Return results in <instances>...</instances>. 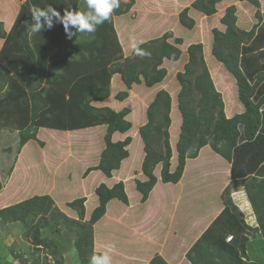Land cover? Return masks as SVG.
Instances as JSON below:
<instances>
[{"label":"rangeland","instance_id":"1","mask_svg":"<svg viewBox=\"0 0 264 264\" xmlns=\"http://www.w3.org/2000/svg\"><path fill=\"white\" fill-rule=\"evenodd\" d=\"M129 1L119 0V6L113 10L109 17L112 18L113 16V23L119 27V30L114 33V37L110 35V38L114 40L113 46L109 40H105L101 46L96 38V34L102 33L101 28L103 24L98 25L93 33L76 32V26L69 24V30L75 32V35L69 37L64 29L63 20L58 19L57 16L51 13H49L52 21V27L50 29L45 24V27L39 33L29 31L28 43L33 49L37 45H40L42 42L40 39H44L46 35H52L53 37V39L49 40L47 38L45 40L46 43L43 45L45 55L42 62H36V78L32 81L33 88H30L26 84V81L23 80V76L20 73V68L29 60V54L25 50V47L17 45L18 41L12 36V26L21 21H25L28 24L34 23L30 11L32 7H39L40 9L54 7L53 9L59 12L61 18L64 17L66 10L73 12L92 10L87 8L86 0H63L61 10H59L58 6L43 4L38 2V0H30L31 5H28L27 8L23 5L26 0H5L13 10L5 12L0 1V22L3 31L6 33L4 37L0 36V65L4 66L5 69H9V74L5 82L7 87H3V89L6 88L9 95L12 96V102L7 104L4 110L2 109L4 107L3 103L7 102L1 100L2 103L0 104V129L4 130L3 133L0 131V181L7 183L5 189L8 191L3 201L0 195V203H2L0 206L8 204L12 200L25 197L26 195L28 196L34 193L43 194V188L47 189L49 186L47 181L49 179L52 180L53 175L58 173L60 178L63 177V183L66 182L65 180H70V182L65 183V188L68 190L63 191V198L59 200L54 198L53 205L57 208L56 212L77 219L79 218V211L74 206H70L69 203L82 195H87V197L92 195L91 200H95V187L99 183L104 182L107 185H112L115 181L122 180L128 202L124 203L118 199H111L107 202L104 214L92 225L94 235L93 249L102 253V258L107 254L110 257V264H143V262L147 261V256L150 254L149 252L152 247L150 243H152L155 246L153 247V254H160L170 264H180L179 260H184V264H189L187 262L189 260L185 255H178L176 248L181 245L182 240H184L183 237L190 236L192 238V233L189 229L198 223V217L201 215L202 210L203 218L206 220H208L206 216L214 212L219 213L222 210L223 203L219 194L224 187L221 184L225 180L222 173L226 165L220 155L211 150L209 145L201 147L195 159H186L183 175L176 184L163 183L160 180L162 166L161 164H157L153 169L157 181L146 200L142 202L140 200L141 193L135 189L133 181L136 177L142 180L146 178L139 168L142 142L137 127H133L125 132L118 131L112 134V141L121 140L128 135L131 137L132 142L128 146L130 156L124 159L123 167L114 170L109 178L101 169L87 170L92 165H100V160L98 162L99 151L105 146L103 137L108 120L102 119L101 117L96 118L92 124H99L88 127L87 132H83L88 133L87 135L84 134V136H87L86 139L93 144V150H87L88 152H86L85 156H82L83 150L81 148L86 143L84 144L80 140L81 138L78 139L79 136H77L78 132L76 130L61 131L54 129V127H48L47 123L57 120L59 108L54 107V105L58 103L57 100L62 95V91L64 94L68 89V93L66 92L65 94L66 97H70L69 92L73 90L74 83V81L72 82L70 80L73 77L72 71L74 73L78 69H90V67L93 68L102 61L106 63L107 70L114 68L118 63L123 62L124 57L133 56L137 52L136 48L138 45L142 43L148 44L149 40L157 39L167 31L171 34L167 38V41L180 51L176 60L163 59L160 65L171 70V72L167 71L164 78V88L170 93L171 101L174 104L177 103L180 84L176 74L184 71V65L188 60V53L185 50L186 47L190 43L201 42L202 58L214 85L217 87L216 89L221 94L220 98L224 106V112L228 115L229 108L230 111L240 109V104L236 101V96L234 97V93L232 92V88L233 90L235 89L233 77L211 52L214 36L213 31L214 29L224 30L225 26L221 22V18L224 16L225 9L229 5L235 6L236 24L241 28L249 29L256 22V10L260 14H264V0H259L260 4L257 8L245 1L237 3V0H221L214 5L215 11L211 15H206L194 8L192 9L191 2L193 0H149L148 4L143 5L145 7L133 6L127 10L124 6ZM185 4H189L187 5L189 7L187 15L194 21L192 28L181 24L179 20V13ZM121 8L124 9V13L121 12L119 15H116L117 12L115 10H120ZM93 14L95 15L94 11ZM126 15H129L134 21L132 25L134 30H131L132 32L122 29L118 23L124 17L128 19ZM40 19L41 22L45 21L44 17ZM260 27H263V25H260ZM7 34L8 38L6 37ZM179 38L181 39L180 43L175 42V39ZM107 39H109V36ZM160 40L157 39L154 45H157ZM103 53L105 54L102 55ZM262 55L260 54L258 56L262 57ZM101 67H105V65L97 66L95 70L91 69L92 76H101ZM68 71H71V73ZM200 72L201 64H198L195 69V74ZM3 74L0 70V77ZM93 80L99 79L93 77ZM80 81H84V78H79ZM89 82L91 83L92 81L89 80ZM140 86L132 85L128 90L126 100L119 102L118 99L114 98L115 94L119 90H124L125 86L120 78V74L117 72L112 73L109 85L98 83L95 86V90H107L110 92V95L104 100L99 101L98 105H109L115 111L120 110L123 107L122 105L128 106L132 111L131 114L129 113L130 118L129 114L126 118L130 120H132L133 113L139 114L140 110L137 106L141 107L142 105L143 109L140 114H143L140 117L142 123H144L145 103L149 102L152 97L144 89L145 86L143 84ZM34 90L38 91L40 96L47 100L46 104H42V101L38 99L35 100L36 106H44V108L35 111V118L33 120L35 125H39L38 139L36 141H30L26 145L22 151L21 158V162L23 161L24 163L21 165V169H19L17 175L15 174V178L9 180V178L6 179V174L9 169L8 165L15 158V153H17L18 149V134L16 130L14 131L11 128L12 126L14 128L20 126L26 127L27 124L31 123L34 102L30 97V91ZM22 97H25L26 100H23ZM70 101L66 102V104L64 103L63 113H61L65 120L68 118L66 115H73L75 109V107H68ZM7 109H9V112H5L8 111ZM32 128L30 126V131ZM83 133L79 135L84 137L82 135ZM177 134L178 130L175 129L171 132L170 139H176ZM40 143L47 145L42 147ZM57 148L60 151H56ZM60 160H63L66 167L63 168V163ZM58 163L60 167L53 169V165L55 164L57 167ZM175 164L176 159L174 156L170 160L171 171ZM128 165L129 168H135L136 170L130 169L128 175H126L123 168ZM122 173L124 174L121 175ZM20 177L23 179L24 184L22 187L24 188L16 192V185L14 183L17 180L21 181ZM59 177L57 175L55 176V183L57 186L62 187L63 183H60L62 180H59ZM117 177L118 179H116ZM37 187L41 188L40 192L37 191ZM9 196H12L13 199L7 198ZM230 196L236 204L237 209L241 212L239 219L243 218L248 225L255 224L253 212H251L252 208L247 200L243 187L239 184V179L230 185ZM177 198L180 206L179 208L176 206V209L173 211V206ZM87 201L93 204V201L89 199ZM249 214L251 220H249ZM37 217L26 222L19 220L5 223L0 222V264H34L35 261H38V264H78L75 262L76 256L72 248L74 235L72 233L67 234V229L63 224L57 226L58 231L55 230L57 227L54 224L50 227H43L40 230V236L48 244L53 243V245L61 248L62 252H65L62 262L59 258L55 259L49 253L52 245L49 248L42 246L37 249L33 246L31 243V235ZM209 217H213V215ZM87 219L88 216H85L84 219L79 221L82 223L86 222ZM185 226L188 227V233L183 236V232L179 233L177 230L182 231L181 229L184 230ZM247 234L248 238L254 236L252 230L248 231ZM67 236L71 238L69 243L67 241V244H71V249L63 244ZM158 239L162 242L157 243ZM166 242L171 243L169 250L173 253L176 251L174 255L177 257H173V255L162 251ZM131 251L132 253H130ZM250 255L252 256L251 250Z\"/></svg>","mask_w":264,"mask_h":264},{"label":"trees","instance_id":"2","mask_svg":"<svg viewBox=\"0 0 264 264\" xmlns=\"http://www.w3.org/2000/svg\"><path fill=\"white\" fill-rule=\"evenodd\" d=\"M0 1L5 12L12 10L5 0L4 2L2 0ZM219 1L221 0H193L191 7L206 15H211L215 11L214 5ZM241 1H246L256 8L260 4L259 0ZM38 2L58 6L59 10L63 6V0H38ZM148 3L149 0H130L128 3H125L126 5L124 7L128 10L133 6L142 7ZM23 5L27 8L28 5H31L30 0H26ZM187 10L188 7H184L180 11L179 20L181 24L192 28L194 21L187 15ZM115 12H117L116 15H119L121 12L124 13V9L121 8L120 10H115ZM126 17L128 19L125 17L122 20L119 19L120 21L118 23L122 29H124V23L125 27L133 25L134 21L131 17L129 15H126ZM255 17L256 22L249 29L241 28L236 24L235 6L229 5L226 7L224 16L221 18V22L225 26L224 30L214 29L213 31L214 36L211 52L233 77L235 89L233 90L232 88V92L234 93L232 95L234 97L236 96V101L241 107L240 109L230 111L229 108L228 115L224 112V106L220 98L221 94L216 89L217 87L214 85L202 58L201 42L190 43L186 47L188 60L184 65V71L176 74L180 84L177 103L174 104L171 101L170 93L164 88V78L167 71L171 72V70L160 65L163 59L176 60L180 51L167 41V38L171 36L170 32L167 31L157 38L161 39L157 45H154L157 39L149 40L148 44L142 43L138 45L136 48L137 52L133 56L124 57L123 62L118 63L114 68L107 70L106 63L102 61L96 66L93 65L95 66L93 68L78 69L74 73L72 71L73 77L70 80L72 82L74 81V83L73 90L69 92L70 97H66L65 94L66 92L68 93V89L64 94L62 91V95L57 100L58 103L54 105V107L59 108L57 120L47 123L48 127H54V129L61 131L76 130L78 132L77 136H79L78 139L81 138L80 140L84 144L86 143L81 148L83 150L82 156H85L86 152H88L87 150H93V144L86 139L87 136H84V134L87 135L88 133L83 132H87L88 127L99 124H92L96 118L101 117L102 119L108 120L103 137L105 146L99 151L98 162L100 160V165H92L87 170L101 169L109 178L114 170L123 167L124 159L130 156L128 146L132 142L131 137L128 135L121 140L112 141V134L118 131L125 132L133 127H137L142 142L139 168L146 178L142 180L136 177L133 181L135 189L141 193L140 200L142 202L146 200L157 181V177L153 173V169L157 164H161L162 166L160 180L163 183L176 184L183 175L186 159L196 157L198 150L205 145H209L211 150L227 162H234L243 156L245 157L247 151L244 149L249 146V143L246 145L245 143L254 140L257 136L256 134L261 126L262 115L264 113V63L258 57V55L264 54L262 53L264 50L261 52L257 51V44L261 40H264L262 31L259 30L261 28L259 21L262 18V14L256 10ZM113 18L112 16V18L103 22V27L101 28L102 33L96 34V38L101 46L105 40H109L113 46L114 40L110 37H114V33L119 30L117 24L113 23ZM25 24L28 23L25 21L18 22L12 26L11 30L13 33L12 36L18 41L17 45L25 47V50L28 51L29 60L20 68V73L23 76V80L26 81V84L30 88H33L32 81L36 78V62H42L45 55L43 47L46 43L45 40L47 38L49 40L53 39V37L52 35H46L44 39H40L42 40L40 45H37L33 49L28 43L29 31L26 29ZM2 28L0 22V36L4 37L6 33ZM108 36L109 39H107ZM6 37L8 38V34ZM180 41V38L175 39L177 43H180ZM143 51L150 55H143ZM253 51L258 52L257 55ZM198 64H201V72L195 74V69ZM104 65L105 67H101V76H92L91 69L95 70L97 66ZM256 68L258 70L253 73V69L255 70ZM0 70L4 73L0 77V95H2L0 97V104L2 103L1 100L7 102L3 103L4 107L2 109L4 110L5 106L12 102V96L9 95L6 88L3 89V87H7L5 82L9 74V69H5L4 66L0 65ZM68 72L71 73V71ZM115 72L120 74V78L125 86L124 90H119L115 94L114 98L118 99L119 102L126 100L128 90L132 85L141 87L140 85L143 84L147 93L151 94L152 99L145 103L144 123H142L140 117L143 114H140L143 109L141 104V107L137 106L140 110L139 114L133 113L132 120L126 118L132 111L128 106L121 104L123 107L115 111L109 105H98V102L107 98L110 92L107 90H95V86L98 83L109 85L111 74ZM81 77L84 78V81L79 82V78ZM93 77L99 80L94 81ZM89 80L92 82L88 83ZM30 97L34 102L32 106L33 117L30 123L32 125L27 124L26 127L20 126L15 128L12 126L11 128L18 132L19 144L17 151L19 156L15 163L17 173L24 163L23 161L21 162L22 151L30 141H36L38 139L39 125H35L33 120L35 118V111L44 108V106H36L35 100L42 101V104L47 103V100L41 97L38 91H30ZM22 99L26 100L25 97H22ZM68 101H70L68 107H75V109L73 115H66L68 118L65 120L61 113H63L64 103L66 104ZM7 110L5 112H9V109ZM139 121L140 123H138ZM13 123L16 125L15 122ZM30 126L33 127L31 131ZM175 129L178 130L177 138L170 139V134ZM80 133H83L82 135L84 137L80 136ZM46 145L40 143L42 147ZM74 149L76 150L75 147ZM56 151H60V149L57 148ZM174 156L176 164L171 171L170 160ZM60 161L63 163V160ZM59 167V163L57 167L55 164L53 165V169ZM64 167H66L65 163H63ZM123 169L126 175H128L130 169L136 170L135 168H129V165L124 166ZM56 175L58 177L60 176L57 173L53 175L52 180L49 179L47 181L49 186L47 189L43 188V194L34 193L28 196L26 195L25 197L10 201L6 206L0 207V222H14L17 220L26 222L38 216L31 235V243L36 249L42 246L49 248L52 245L49 253L55 259L59 258L61 262L63 261V254L65 252H62V249L53 245V243L48 244L40 236V230L43 227H50L53 224L56 227L59 224H63L67 229L66 233H72L74 235L72 248L76 256L75 262L78 264H91L93 256H96L101 259V264H103L102 253L93 249L94 235L92 225L104 214L106 204L111 199H118L124 203L128 202L123 181H115L112 185L101 182L95 187V200H91L92 195L88 197L87 195H82L69 203L70 206H74L79 211V218L76 219L56 212L57 208L53 205L54 198L56 200L63 198V191L68 190L65 188V183L70 182V180H65L66 182L63 183V177H59V180H62L60 183H63V186L59 187L55 183ZM21 181L23 183L22 178ZM235 181L232 178L224 186L220 193L223 203L222 210L214 216L200 235L193 239L190 236H180L184 240H182L181 245L176 250L178 255H180L185 249L184 255L190 264H258L256 261L251 260L247 254L250 239L248 238L247 232L251 230V226L243 218L239 219L241 212L237 209L236 204L230 196V185L234 184ZM239 184L243 187L247 200L255 215L257 226L254 229L255 231H259L260 236L264 239V177L248 175L239 179ZM40 189L37 187L38 192H40ZM88 199L93 201V204L89 203L87 201ZM85 216H88L87 221L81 223L79 220L84 219ZM55 230L58 231V227ZM175 234L177 235L176 231ZM228 236L229 238L227 239ZM70 240L71 238L67 236L63 243L69 249H71V244H67V241L69 243ZM159 242L162 241L158 239L157 243ZM170 245L171 243L166 242L162 251L173 255V257H177L174 255L176 251L173 253L169 250ZM150 246H152L149 252L150 254L147 256V261L143 262V264H170L160 254H153L154 244L150 243ZM178 259L180 258L178 257ZM34 264H38V261H35Z\"/></svg>","mask_w":264,"mask_h":264},{"label":"crops","instance_id":"3","mask_svg":"<svg viewBox=\"0 0 264 264\" xmlns=\"http://www.w3.org/2000/svg\"><path fill=\"white\" fill-rule=\"evenodd\" d=\"M240 2H241V0L237 1V3H240ZM187 5H189V4H185L183 6V8L186 7ZM255 19H256V17H255ZM133 24H134V22H133ZM259 25H263V27H261L262 29L260 28L259 30L262 31L263 38H264V14H262V18L260 20ZM131 26L128 25L127 27H125V23H124V30H126L128 32H130L131 30H134L133 28H131ZM257 47H258L257 51H259V52L263 51L264 50V40H261L259 42V44H257ZM253 53L256 54L258 52L253 51ZM258 57H259V59H261V62L264 63V54L262 55V57H260V56H258ZM257 70H258V68H256L255 70L253 69V73H255ZM0 131H2L1 133H3L4 130L0 129ZM16 132H17V130H16ZM17 134H18V132H17ZM256 135L257 136L255 137L254 140L245 143V145L249 143V146L244 149L247 151L245 153L246 154L245 157L243 156L239 160H236L234 162L233 161L227 162L224 159H222L226 165L225 168L223 169L224 170L223 173L221 172L225 178L223 184H221L222 187L226 186V184L229 183L232 178L234 180H238V179L246 177L248 175H253V176H257V177H264V113L262 115L261 126H260ZM2 136H4V135L2 134ZM18 144H19V142H18ZM15 154H16L15 158L8 165L9 169L7 172L9 173V175H8V173L6 174V176H7L6 179L9 178V180H13L15 178V174L17 175L15 163H16L17 157L19 156L18 151ZM194 159H195V157H194ZM11 167H12V169H11ZM233 176H235V177H233ZM16 179H17V177H16ZM6 184H7L6 182L4 183V181L3 182L0 181V195L2 197V201H3V198H5V196H7V193H8V191L5 189ZM14 184L16 185V189H15L16 192H18L19 189L24 188V187H22L24 184V183H22V181L17 180V182H15ZM217 191L219 192V190H217ZM7 198L12 200L13 197L9 196ZM177 201H178V198H177L176 202L174 203L173 211L176 209V206H178V208L180 206L179 205L180 203H178ZM0 204H2V203H0ZM8 204H6V205H8ZM6 205H3V206H6ZM3 206L1 205L0 207H3ZM251 212H253L252 209H251ZM216 214L217 213L214 212L213 214L206 216L208 218V220H206L203 218L204 216H203V210H202L201 215H199V217H198L199 218L198 223L196 225L191 226V228L189 229V231L192 233V239L196 238L198 235H200V233L208 226V224L212 221V219L214 218V216ZM252 214H253V217L255 219L254 213H252ZM212 215H213V217H209ZM249 220H251L250 214H249ZM250 226H251V230L254 232V236L249 239V242H248L249 248H248L247 254L251 260L256 261L258 264H264V239L260 236L259 231H255V229H254L257 226L256 219H255V224H250ZM187 228L188 227L185 226L184 230L181 229L182 231H180V230H177V231L179 233L183 232V236H184L186 233H188ZM190 246H188V247H190ZM250 250H251L252 256L250 255ZM182 255H184V252L182 253ZM187 262L190 264L189 261H187ZM179 263L184 264L185 261L180 260Z\"/></svg>","mask_w":264,"mask_h":264},{"label":"clouds","instance_id":"4","mask_svg":"<svg viewBox=\"0 0 264 264\" xmlns=\"http://www.w3.org/2000/svg\"><path fill=\"white\" fill-rule=\"evenodd\" d=\"M87 8L92 11H65L64 17H60L59 12L55 11L52 7L47 9H40L39 7L31 8V17L34 23L25 24L28 31L32 33H39L45 27V24L50 29L52 27V21L49 13L57 16L58 19L63 20L64 29L68 33L69 37L75 35V32L69 30L68 25L71 24L76 26V32H88L93 33L98 25L103 24L104 21L108 20L111 13L115 8L119 6V0H86ZM188 7V6H186ZM189 8V7H188ZM93 11L95 15L93 14ZM41 17L45 18L44 22H41ZM92 21V23H90ZM143 55H150L143 51ZM229 237V236H228ZM227 237V239H228ZM103 264H110V257L105 254L103 256ZM91 264H101V259L93 256Z\"/></svg>","mask_w":264,"mask_h":264},{"label":"built area","instance_id":"5","mask_svg":"<svg viewBox=\"0 0 264 264\" xmlns=\"http://www.w3.org/2000/svg\"><path fill=\"white\" fill-rule=\"evenodd\" d=\"M229 238V237H228Z\"/></svg>","mask_w":264,"mask_h":264}]
</instances>
